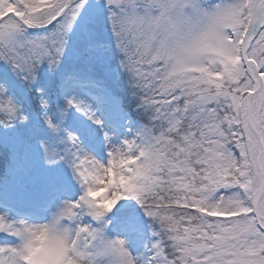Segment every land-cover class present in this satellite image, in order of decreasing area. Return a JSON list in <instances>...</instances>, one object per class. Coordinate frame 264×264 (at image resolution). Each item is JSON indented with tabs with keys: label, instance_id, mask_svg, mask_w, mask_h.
<instances>
[{
	"label": "snow or ice",
	"instance_id": "obj_1",
	"mask_svg": "<svg viewBox=\"0 0 264 264\" xmlns=\"http://www.w3.org/2000/svg\"><path fill=\"white\" fill-rule=\"evenodd\" d=\"M0 63V264H264V0H0Z\"/></svg>",
	"mask_w": 264,
	"mask_h": 264
},
{
	"label": "rangeland",
	"instance_id": "obj_2",
	"mask_svg": "<svg viewBox=\"0 0 264 264\" xmlns=\"http://www.w3.org/2000/svg\"><path fill=\"white\" fill-rule=\"evenodd\" d=\"M0 67H3L2 63L0 64ZM17 91L19 93H23L20 90H17ZM115 92H116V95L119 98V102L122 104L121 95L117 92V90H115ZM29 93L30 92H28V97H29ZM77 94L78 95H81L84 99H86L87 101L91 102L93 104L94 108L95 107H101L100 101H97L96 99H94L93 96L88 95L86 89H84V90L77 89ZM29 99H30V97H29ZM51 99H52V103L55 104V101H57V99H55L54 96ZM61 103H62V101H61ZM124 109L127 112L131 113L125 107H124ZM73 119L74 120L83 121L85 123V125H90L91 127L98 128V126L92 125L91 124V121H88L85 117H83L79 113H74ZM7 131H10V130H7ZM102 135H103L102 132H99L98 133V140L100 138H102ZM89 150H95V151H97V154H100V151H101V149L99 147V144H97V146H96L95 149H93L92 146L89 145ZM2 156H3V154H2ZM6 162L7 163H6L5 171L3 172V175L5 176L7 174V176H8L9 179H7L4 183H1V184H4V189L7 192H9V191H11V190L19 187L20 185H23L25 183H28L33 176H35L38 173H41V172L44 171L43 161L40 158L39 149L36 146L33 147V153H32V157H31V160H30V163H31L32 167L30 168V170H28V171H18L15 175H13V174H10V171H9V161H8V159H6ZM25 210H27V209H25ZM85 219L86 220H89L90 218L85 217ZM3 236H4V234L0 233V239L3 238ZM9 239H13V238L12 237H9ZM133 251L134 252L136 251V248H135L134 245H133Z\"/></svg>",
	"mask_w": 264,
	"mask_h": 264
},
{
	"label": "trees",
	"instance_id": "obj_3",
	"mask_svg": "<svg viewBox=\"0 0 264 264\" xmlns=\"http://www.w3.org/2000/svg\"><path fill=\"white\" fill-rule=\"evenodd\" d=\"M1 64V63H0ZM43 82V81H41ZM23 84L21 81H17V85H21ZM109 84L110 86L115 90H117V92L122 96V100H123V105H125L126 108H128L130 111H132V113L135 115V105L132 104L130 102V99H129V93L121 88L119 85H117L114 81H109ZM29 97L31 100H26V104L31 107L32 105L35 104V94L34 92H30L29 93ZM29 102L31 104H29ZM10 130V129H9ZM3 131H6L5 129L3 128H0V132H3ZM2 152H0V193L2 194H6L8 193L5 189H4V184H1V183H4L8 178L7 174L4 176L3 175V172L5 171V166H6V159L5 158L6 156L3 154L2 156ZM145 220H147V217H145Z\"/></svg>",
	"mask_w": 264,
	"mask_h": 264
},
{
	"label": "clouds",
	"instance_id": "obj_4",
	"mask_svg": "<svg viewBox=\"0 0 264 264\" xmlns=\"http://www.w3.org/2000/svg\"><path fill=\"white\" fill-rule=\"evenodd\" d=\"M35 264H50L47 257L51 253L50 242L46 238H41L39 241V247L33 249Z\"/></svg>",
	"mask_w": 264,
	"mask_h": 264
},
{
	"label": "bare ground",
	"instance_id": "obj_5",
	"mask_svg": "<svg viewBox=\"0 0 264 264\" xmlns=\"http://www.w3.org/2000/svg\"><path fill=\"white\" fill-rule=\"evenodd\" d=\"M105 119H106V122H107V115H105Z\"/></svg>",
	"mask_w": 264,
	"mask_h": 264
}]
</instances>
